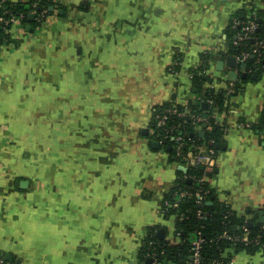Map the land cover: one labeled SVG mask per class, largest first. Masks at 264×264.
Returning a JSON list of instances; mask_svg holds the SVG:
<instances>
[{
    "label": "crops",
    "instance_id": "1",
    "mask_svg": "<svg viewBox=\"0 0 264 264\" xmlns=\"http://www.w3.org/2000/svg\"><path fill=\"white\" fill-rule=\"evenodd\" d=\"M28 1L0 0V9ZM52 3L44 22L35 25L32 9L0 47V260L149 264L142 249L150 232L179 245L177 218L163 206L186 163L174 147L152 145L154 112L209 104L211 90L225 92L224 106L209 104L224 132L211 146L213 169L200 168L217 201L262 222L264 69L241 70L247 63L237 59L230 68L227 58H236V15L264 24V0ZM223 256L264 264V247Z\"/></svg>",
    "mask_w": 264,
    "mask_h": 264
},
{
    "label": "trees",
    "instance_id": "2",
    "mask_svg": "<svg viewBox=\"0 0 264 264\" xmlns=\"http://www.w3.org/2000/svg\"><path fill=\"white\" fill-rule=\"evenodd\" d=\"M37 1H40V10H37L33 7V4ZM53 6L54 4L52 3V0H29L28 3L23 5L12 7L5 6V9L10 10L15 15L21 13L24 14V21L26 22L29 16L28 13L32 9L38 13L42 8H45L48 11V15H50L52 14L50 8ZM0 13H2V9H0ZM236 18L242 22H247L250 20L255 21L258 25V28L255 31V36L257 39L264 41V24L259 23L257 19L255 20L253 18H249L247 13L244 12L237 14ZM38 22L39 21L37 19L36 22H34L35 25H37ZM234 30L238 33L240 28H236ZM9 41L10 35L6 34V32L0 28V47L9 43ZM234 42L231 48V54L233 55H239V53L243 50L248 51L253 45L251 40H248L237 46L234 45ZM262 54L263 59L260 64L256 63L257 58L255 55H250L246 61L247 67L241 70L253 71V69L256 67L254 72L260 74L261 70L264 69V49ZM207 60V57H205L203 60L204 64H202V66L199 68V73L201 72L200 76L204 70H208L209 68L207 65ZM200 76H195L193 78L194 86L199 91L203 83V80ZM237 91H239L238 85L234 84V90L232 94L237 93ZM205 97L209 101L213 100L215 105H217L219 108L224 106L226 103L224 91L214 93L211 90L206 92ZM172 105L166 104L156 107L154 116L156 115V112H160L165 108L171 107ZM177 106L180 109H184V107L181 105ZM188 108L191 110L192 114L208 120L206 130L209 128L212 129L205 132V134L201 136V133L194 129V125L196 123L195 120L179 117L173 118L167 126L171 127L179 124L183 125L185 130L180 128L176 134H186V141L188 143H190L188 139L199 141V143L212 140L216 145L219 142L220 136L224 132V129L216 124L211 117V108L209 107L208 110H203L202 103L197 104L195 102L190 103ZM184 121H186V124H183ZM153 129L155 131H160V129L156 126L155 117L153 120ZM164 145L174 147L175 142L171 139H168L167 143ZM186 152L187 151L185 149L184 153L186 154ZM172 154L176 157L175 148H173ZM192 175L196 177H202L205 175V171L200 167H196L189 169L185 173L183 171L179 172L178 180L176 181L174 188L169 192L165 199V201L170 204L175 202L180 203L181 218H178L177 220L176 233L180 238L181 243L179 245H173L168 241L159 240L158 236L155 235L154 232H150L144 240L142 259H146L148 254L157 252L161 264L164 260H169L177 264H193L194 242L199 239V236H201V238L204 240L200 249L202 264H229L231 258H225L223 256L225 249L228 248H235V250L243 249L249 253H255L258 251V247H254L252 245L246 246L242 242L231 243L225 239H222L221 236L226 231L230 234L242 235L243 227H245L250 233V238H254L263 229L264 222H253V220L239 218L236 213L226 204L217 201L213 190H211L207 182L200 183L194 179L186 178V176ZM200 191L201 194L206 196V199L201 204L198 203V198L196 195ZM182 193H187V196H181ZM163 208L167 209V213H165L167 217L175 213L174 209L169 208L166 205H164ZM199 211L203 213L202 217L198 216ZM198 233H200V235ZM151 242H153V245H150Z\"/></svg>",
    "mask_w": 264,
    "mask_h": 264
},
{
    "label": "built area",
    "instance_id": "3",
    "mask_svg": "<svg viewBox=\"0 0 264 264\" xmlns=\"http://www.w3.org/2000/svg\"><path fill=\"white\" fill-rule=\"evenodd\" d=\"M39 2L40 1H37L33 4V7L36 8L37 10H40L41 8L39 7ZM1 9H2V13H0V28H2L6 32V34L10 35V38H11L12 27L24 19V14L21 13V14L15 15L10 10L5 9L4 6L3 7L1 6ZM34 12L35 14H38L37 19L39 23L44 22V20L48 17V11L45 8H42L41 11L38 13L36 11ZM233 26L234 28H240V31L237 33V38L234 42L235 46L241 45L248 40H251L253 42V45L250 48V50L248 51L243 50L239 53V55H236L237 61L246 62L250 55H255L257 58L256 63L260 64L263 59L262 52L264 49V41L257 39L255 36V31L258 28L257 23L253 20L242 22L238 20L237 18H235L233 20ZM207 71L208 70H204V72L202 73L205 74L207 73ZM233 90H234V85L230 87L229 89L230 93H233ZM209 104L210 105L214 104V101L210 100ZM154 117L156 120V126L157 128L160 129V131L154 130V135L156 136L160 144H166L168 139H171L175 142L174 148L176 150V157L184 161V163H186L185 165L187 167V171L189 169L201 167V166L207 167L210 170L213 169L214 161L216 159V153L213 147H211L213 143L212 140L199 143V141L188 139V141L190 142L188 143L186 141V134H183V135L176 134V132L180 130V128L182 130H185L183 125L179 124V125H174L171 127L167 126L169 122L175 117L190 118V119L195 120L196 123L194 125V129L198 131V128H201L202 123L208 122L207 119L201 118L200 116H196L192 114L191 110L187 107L184 109H180L177 105H173L171 107L163 109L160 112H156V115ZM183 124H186V121H184ZM245 126L248 128L251 127L250 124H245ZM185 149L187 151L186 154L184 153ZM207 175L208 174L205 172V175L202 177H196L192 175V176H186V178L194 179L200 183H205ZM196 195L198 198V203L200 204L206 199V196L201 194V191L198 192ZM181 196L185 197L187 196V193H182ZM164 205H166L169 208L174 209L175 213H173L170 216H176L177 220L178 218H181L179 202L170 204L167 201H165ZM163 211L164 213H167V209H164ZM198 216L202 217L203 213L199 211ZM198 234L200 235V233ZM263 234H264V226L257 236H255L254 238H250L249 231L245 227H243L242 235L230 234L226 231L223 233L221 238L231 243L242 242L246 246L252 245L254 247H258L259 249H262L264 247ZM203 241L204 240L201 238V236H199V239L196 242H194V254H193L194 263L193 264H202L200 249H201V244L203 243ZM150 245H153V242H151ZM228 249H225V251ZM147 257L153 258V264H157L160 262L159 255L157 252L148 254ZM0 264H6V263L4 260H0Z\"/></svg>",
    "mask_w": 264,
    "mask_h": 264
},
{
    "label": "water",
    "instance_id": "4",
    "mask_svg": "<svg viewBox=\"0 0 264 264\" xmlns=\"http://www.w3.org/2000/svg\"><path fill=\"white\" fill-rule=\"evenodd\" d=\"M53 8H51V10H52ZM30 19L29 20H34V16H31V17H29ZM227 66L228 67H230V68H235L236 67V58L235 57H233V56H229L228 58H227ZM223 65H224V63L223 62H219V64H218V66H219V68L221 69L222 67H223ZM242 67L243 68H245L246 67V65L245 64H242ZM244 77H245V74L243 75ZM233 77H237V75L236 74H233ZM209 104L208 103H204L203 105H202V109L203 110H208L209 109ZM206 117V116H205ZM204 134H203V132H201V136H203ZM152 145L154 146V147H159L160 146V143L159 142H153L152 143ZM169 150H171V148H169ZM180 169L183 171V172H186L187 171V168L186 167H184V166H180ZM26 184V182H24L22 185H25ZM262 222H264V219L262 220ZM159 236H163V234H164V231L162 230V231H160L159 233ZM162 234V235H161ZM6 260H8V261H11V257L10 256H6ZM146 262L147 263H149V264H152L153 263V258H151V257H148L147 259H146Z\"/></svg>",
    "mask_w": 264,
    "mask_h": 264
},
{
    "label": "rangeland",
    "instance_id": "5",
    "mask_svg": "<svg viewBox=\"0 0 264 264\" xmlns=\"http://www.w3.org/2000/svg\"><path fill=\"white\" fill-rule=\"evenodd\" d=\"M42 156H43V155H41V156L39 155V160H41V159L43 158Z\"/></svg>",
    "mask_w": 264,
    "mask_h": 264
}]
</instances>
